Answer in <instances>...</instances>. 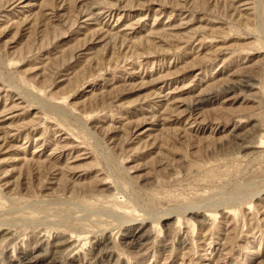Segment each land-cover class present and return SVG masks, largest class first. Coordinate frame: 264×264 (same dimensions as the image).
I'll return each instance as SVG.
<instances>
[{
    "label": "rangeland",
    "instance_id": "rangeland-1",
    "mask_svg": "<svg viewBox=\"0 0 264 264\" xmlns=\"http://www.w3.org/2000/svg\"><path fill=\"white\" fill-rule=\"evenodd\" d=\"M0 264H264V0H0Z\"/></svg>",
    "mask_w": 264,
    "mask_h": 264
}]
</instances>
